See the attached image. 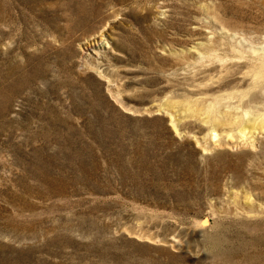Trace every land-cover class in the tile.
I'll use <instances>...</instances> for the list:
<instances>
[{"label":"rangeland","instance_id":"rangeland-1","mask_svg":"<svg viewBox=\"0 0 264 264\" xmlns=\"http://www.w3.org/2000/svg\"><path fill=\"white\" fill-rule=\"evenodd\" d=\"M0 264H264V0H0Z\"/></svg>","mask_w":264,"mask_h":264}]
</instances>
